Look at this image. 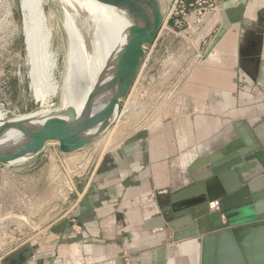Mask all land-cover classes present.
I'll use <instances>...</instances> for the list:
<instances>
[{
  "label": "crops",
  "instance_id": "1",
  "mask_svg": "<svg viewBox=\"0 0 264 264\" xmlns=\"http://www.w3.org/2000/svg\"><path fill=\"white\" fill-rule=\"evenodd\" d=\"M217 11L206 54L180 84L183 114L145 129L134 127L135 118L102 154L95 141L71 153L48 143L25 163L0 167V264H13L7 255L36 241L39 250L24 264H201L195 239L184 248L151 223L152 194L191 186L194 174L234 150L224 151L244 123L264 126V0H218ZM161 37L152 59L169 38ZM69 167L77 171L74 194L51 198ZM248 235L247 251L264 264V233ZM228 251L213 245L206 263L230 261Z\"/></svg>",
  "mask_w": 264,
  "mask_h": 264
},
{
  "label": "water",
  "instance_id": "2",
  "mask_svg": "<svg viewBox=\"0 0 264 264\" xmlns=\"http://www.w3.org/2000/svg\"><path fill=\"white\" fill-rule=\"evenodd\" d=\"M136 1L139 25L125 32L129 43L116 54L99 91V96L103 93L106 97L102 107L87 118L70 108L0 128V165H11L12 157L26 158L27 162L51 142H56L63 153L80 150L111 125L135 81L145 47L154 43L165 18L158 0ZM211 31L212 27L205 35ZM243 125L247 131L240 127L239 136L224 149L234 150L221 160L211 157L210 165L194 174V184L168 196L158 192L151 197V223L168 236L169 242H180L184 248L195 239L203 246L201 264H207V254L215 244H224L229 250L230 261L222 260V264H256L247 246L251 244L248 233H264V126L253 129L248 123ZM59 193L65 202L74 194L67 176ZM257 222L261 225L254 227L252 223ZM241 233L248 237L240 240ZM39 248V242H30L8 254L7 259L24 264Z\"/></svg>",
  "mask_w": 264,
  "mask_h": 264
},
{
  "label": "bare ground",
  "instance_id": "3",
  "mask_svg": "<svg viewBox=\"0 0 264 264\" xmlns=\"http://www.w3.org/2000/svg\"><path fill=\"white\" fill-rule=\"evenodd\" d=\"M59 1L65 12L64 24L69 38V61L66 64L65 79L59 90L60 103L57 106L50 103L53 88L47 72L54 56L51 52L52 33L44 9L45 2L20 0L30 85L35 97L43 104L38 110L17 116H7L6 112L0 111V128L70 108H75L80 117L87 118L91 112H97L104 104L105 94L99 96V91L108 79V70L118 51L126 48L129 43L130 38L125 37V32L130 26L139 25L137 1ZM158 1L165 15L168 2ZM26 160L12 157L10 163H23Z\"/></svg>",
  "mask_w": 264,
  "mask_h": 264
},
{
  "label": "rangeland",
  "instance_id": "4",
  "mask_svg": "<svg viewBox=\"0 0 264 264\" xmlns=\"http://www.w3.org/2000/svg\"><path fill=\"white\" fill-rule=\"evenodd\" d=\"M44 2L45 13L52 33L51 52L54 56L51 61L52 65L50 66L52 68L49 67L47 72L48 75H50L49 78H51L52 81L51 87L53 88V93L50 95L52 100L50 103L52 105L54 104L53 106H57L60 103V86L65 79L66 64L69 61L67 58L69 38L64 24L65 12L61 2L59 0H44ZM167 2L169 6L170 1L167 0ZM167 13L165 14L163 23L168 16ZM217 15L219 16V14ZM161 38L168 39H165L162 50L159 54L155 55L154 59H152L154 54L153 56L151 55L149 64L145 70H143L135 88L136 90L138 89L139 95L135 97L134 95L136 92H133L130 99L127 101V105L134 103L136 106L124 113L120 123H117L116 126V123H114L109 127L111 136L104 146H102L101 154L108 148L107 146L111 143V139H113L114 136L119 138L120 134L124 131L123 129L125 126H129L128 124L131 123V120L143 116V108L141 107L143 105V97H140V94L143 89H146V92L149 91V89H147L148 85L153 86L157 83L158 75L161 74L162 70V58H164L167 53L175 52L179 46H182L181 38L172 31L164 29ZM202 47L203 43H201L199 49H203ZM166 48H168V52ZM189 60L184 61V69L189 67ZM42 104L43 103L35 97V93L30 85L29 64L27 62L22 29L20 0H0V111L3 110V112H6L7 116H17L38 110L42 108ZM122 121L126 122L123 123ZM49 144L50 148L58 147L56 142H51ZM46 162L49 163L47 159L45 160V163ZM14 163V165H20L25 162ZM59 179V183H62L63 177L62 179L59 177ZM53 197H60L58 189L51 194V198ZM46 212L47 210L43 209L40 214L42 213L44 215ZM54 213H57V210L52 211L50 217Z\"/></svg>",
  "mask_w": 264,
  "mask_h": 264
},
{
  "label": "built area",
  "instance_id": "5",
  "mask_svg": "<svg viewBox=\"0 0 264 264\" xmlns=\"http://www.w3.org/2000/svg\"><path fill=\"white\" fill-rule=\"evenodd\" d=\"M169 1L167 13L168 16L161 26L154 43L145 47V55L135 81L130 92L128 93V96L122 100L121 109L118 115L114 118L111 125L116 123V126L117 123H120L124 113L136 106L134 103L127 105V101L130 99L133 92H136L134 95L135 97L139 95L138 89H135L136 84L141 77L143 70H145L149 64L151 55L154 51L155 42L160 36H162L164 29L167 31H172L177 36H179L181 38L182 46L178 47V49L175 51L176 53H167L165 57L162 58V70L161 74L158 75L157 83H155L153 86L148 85L147 89H149V91L146 92V89H143L142 93L140 94V97H143V105L141 106L143 108V116L137 117V122L134 127L145 129L156 118L162 119L166 117L169 119H174L178 115L183 114L185 111L188 100L187 97L180 92V84L191 66H193L195 62L200 60L206 54L205 49L208 46V40L205 33L210 27L214 28L217 23L218 0ZM201 43H203V49H199ZM166 50L167 52L169 51L168 48H166ZM187 60H189V67L184 69V61ZM109 127L95 140L97 146H104L106 141L110 138L111 135L109 132ZM118 141L119 139L114 136V138L111 139V143L108 144L107 147L109 148L113 146ZM1 166L3 165H0V167ZM62 172L63 179L64 176H67L71 181H73L77 175L76 169H72L70 167L64 168ZM2 207L3 203L0 201V217ZM1 218L4 219V217Z\"/></svg>",
  "mask_w": 264,
  "mask_h": 264
}]
</instances>
